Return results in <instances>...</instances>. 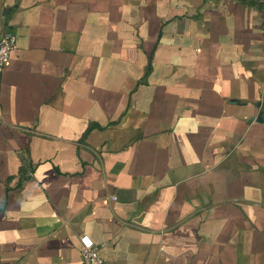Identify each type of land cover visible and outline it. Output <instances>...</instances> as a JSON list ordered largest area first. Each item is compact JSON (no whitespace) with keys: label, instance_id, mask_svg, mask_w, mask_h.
I'll return each instance as SVG.
<instances>
[{"label":"crops","instance_id":"1","mask_svg":"<svg viewBox=\"0 0 264 264\" xmlns=\"http://www.w3.org/2000/svg\"><path fill=\"white\" fill-rule=\"evenodd\" d=\"M0 264H264V0H0Z\"/></svg>","mask_w":264,"mask_h":264},{"label":"built area","instance_id":"2","mask_svg":"<svg viewBox=\"0 0 264 264\" xmlns=\"http://www.w3.org/2000/svg\"><path fill=\"white\" fill-rule=\"evenodd\" d=\"M16 46L17 39L14 33L10 30H5L0 34V71ZM79 246L82 264H104L98 245L89 235L79 236Z\"/></svg>","mask_w":264,"mask_h":264}]
</instances>
